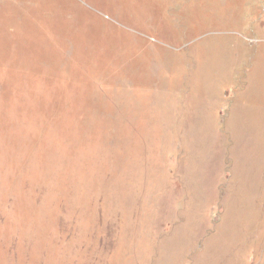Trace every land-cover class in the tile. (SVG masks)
I'll list each match as a JSON object with an SVG mask.
<instances>
[{
  "label": "rangeland",
  "instance_id": "rangeland-1",
  "mask_svg": "<svg viewBox=\"0 0 264 264\" xmlns=\"http://www.w3.org/2000/svg\"><path fill=\"white\" fill-rule=\"evenodd\" d=\"M0 264H264V0H0Z\"/></svg>",
  "mask_w": 264,
  "mask_h": 264
}]
</instances>
